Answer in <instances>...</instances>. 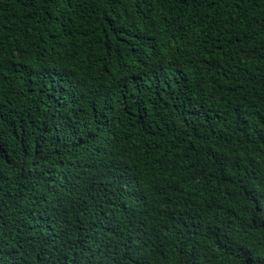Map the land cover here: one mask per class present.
Returning a JSON list of instances; mask_svg holds the SVG:
<instances>
[{
  "label": "trees",
  "instance_id": "1",
  "mask_svg": "<svg viewBox=\"0 0 264 264\" xmlns=\"http://www.w3.org/2000/svg\"><path fill=\"white\" fill-rule=\"evenodd\" d=\"M0 264H264V0H0Z\"/></svg>",
  "mask_w": 264,
  "mask_h": 264
}]
</instances>
